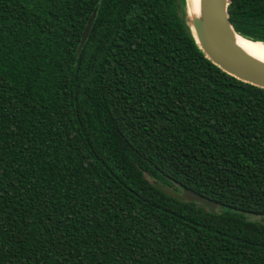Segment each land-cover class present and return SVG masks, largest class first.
Instances as JSON below:
<instances>
[{"label":"trees","instance_id":"16d2710c","mask_svg":"<svg viewBox=\"0 0 264 264\" xmlns=\"http://www.w3.org/2000/svg\"><path fill=\"white\" fill-rule=\"evenodd\" d=\"M228 15L264 44V0ZM263 219L264 89L185 0H0V264H264Z\"/></svg>","mask_w":264,"mask_h":264},{"label":"water","instance_id":"95a60500","mask_svg":"<svg viewBox=\"0 0 264 264\" xmlns=\"http://www.w3.org/2000/svg\"><path fill=\"white\" fill-rule=\"evenodd\" d=\"M185 1L189 27L205 57L237 80L264 89V64L247 56L234 42L235 36L240 35L229 22L230 0H200V17L190 16L187 0ZM96 12L97 8L93 10L82 31L77 55L80 54L89 36ZM159 189L167 195L207 205L212 211L216 209L215 204L195 192L185 190L183 194H177L165 187Z\"/></svg>","mask_w":264,"mask_h":264},{"label":"bare ground","instance_id":"6f19581e","mask_svg":"<svg viewBox=\"0 0 264 264\" xmlns=\"http://www.w3.org/2000/svg\"><path fill=\"white\" fill-rule=\"evenodd\" d=\"M191 17H200V0H187ZM235 44L249 57L264 64V44L235 36Z\"/></svg>","mask_w":264,"mask_h":264},{"label":"rangeland","instance_id":"374dc122","mask_svg":"<svg viewBox=\"0 0 264 264\" xmlns=\"http://www.w3.org/2000/svg\"><path fill=\"white\" fill-rule=\"evenodd\" d=\"M252 218H253V219H256L255 217H249V219H252ZM263 221H264V219H263Z\"/></svg>","mask_w":264,"mask_h":264}]
</instances>
